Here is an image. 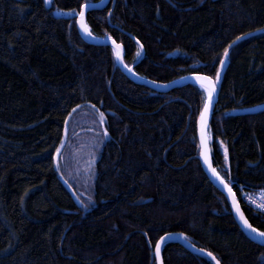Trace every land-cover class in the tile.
<instances>
[{"label": "trees", "instance_id": "16d2710c", "mask_svg": "<svg viewBox=\"0 0 264 264\" xmlns=\"http://www.w3.org/2000/svg\"><path fill=\"white\" fill-rule=\"evenodd\" d=\"M99 2L0 0V264H155L145 238L171 233L220 264H264L201 169L205 92L156 93L122 74L111 48L86 44L75 16ZM85 24L141 79L214 80V170L234 191L264 189V0H110ZM239 205L264 233V217ZM161 258L211 264L173 243Z\"/></svg>", "mask_w": 264, "mask_h": 264}, {"label": "water", "instance_id": "95a60500", "mask_svg": "<svg viewBox=\"0 0 264 264\" xmlns=\"http://www.w3.org/2000/svg\"><path fill=\"white\" fill-rule=\"evenodd\" d=\"M110 0H101V2L97 4L92 5H84L79 14L75 16V25L76 29L81 37V39L88 45H94V46H107L116 51L115 59H116V66L117 68L132 82L145 86L146 88L156 92V93H167L171 89L175 87L185 86V85H196L199 86L201 89H206L209 92V100L206 103L203 113L199 119L198 122V128H197V142H198V148H199V154H198V160L201 166L202 171L206 175V177L209 179L211 184L214 186V188L220 192L226 199L227 204L229 206L231 215L240 229V231L244 234V236L252 241L253 243H256L257 245H260L264 247V240L262 239L261 232L255 231L251 225L246 220L243 211L237 202L236 198L233 196L230 187L227 186L216 174L214 167L212 165V160L209 152V124L210 119L214 110V106L216 104L217 100V91L215 87V82L211 80L208 77L202 76V75H191L186 78L180 79L173 83L168 84H160V83H154L146 79H141L137 77L133 71V67L127 68L124 65V53L123 48L121 45L116 44L113 40L106 38V39H98L93 37L88 30H84L83 25H85V16L86 13L91 9H99L104 6H106L109 3ZM262 31L255 32L252 34H248L244 37H242L240 40L246 39L250 36H253L255 34L261 33ZM259 111H264V107L259 108ZM69 117L66 119L64 123V129L62 132V142L61 146L57 152V154L54 157V165L56 167V162L60 157V154L65 146V139H66V127L68 124ZM61 185L65 189V191L69 194L72 201L77 205V207L80 206V201L78 200L76 194L74 191L69 187V185L63 181L62 179H59ZM263 234V233H262ZM146 243L148 246V249L151 252V255L153 257L155 264H163L162 258H161V250L165 244L173 243L181 246L183 249H185L187 252L191 254L198 255L200 257H204L208 259L212 264H220L213 255L210 253L197 249L189 242L185 240V238L177 233H171L166 234L162 236L154 245V247H151L148 239L146 238Z\"/></svg>", "mask_w": 264, "mask_h": 264}, {"label": "bare ground", "instance_id": "6f19581e", "mask_svg": "<svg viewBox=\"0 0 264 264\" xmlns=\"http://www.w3.org/2000/svg\"><path fill=\"white\" fill-rule=\"evenodd\" d=\"M86 5H92V4H86ZM83 7V6H82ZM81 7V8H82ZM81 10V9H80ZM92 10H94V9H91V10H89L88 12H90V11H92ZM80 12V11H79ZM87 12V13H88ZM87 13H86V15H87ZM86 17V16H85ZM76 26V25H75ZM83 28H84V30L86 31V30H88L89 31V29H88V27L86 26V24L85 25H83ZM99 39V38H98ZM101 40V39H100ZM104 47H107V46H104ZM110 48V47H109ZM112 49V48H111ZM112 51L114 52V54H116V51L114 50V49H112ZM116 60V59H115ZM124 65H125V63H124ZM126 66V65H125ZM127 67V66H126ZM128 68V67H127ZM121 72V71H120ZM122 73V72H121ZM123 74V73H122ZM137 76V75H136ZM191 76V75H190ZM203 76V75H202ZM186 77H188V76H186ZM186 77H184V78H186ZM206 77V76H205ZM209 78V77H208ZM183 79V78H182ZM212 80V79H211ZM214 81V80H213ZM176 82V81H175ZM215 82V81H214ZM155 83V82H154ZM173 83V82H172ZM136 84V83H135ZM139 85V84H138ZM142 86V85H141ZM194 86H196V85H194ZM217 86V84H216V82H215V87ZM196 87H198L199 89H201L199 86H196ZM174 90V89H173ZM201 90H203L204 92H205V94H206V97H207V99H206V103L208 102V100H209V92H208V90H206V89H201ZM217 91V90H216ZM165 94V93H164ZM206 103H205V105H206ZM205 105H204V107H205ZM204 107H203V109H202V112H201V115H202V113H203V110H204ZM264 107V106H263ZM261 108V107H260ZM256 111H259V108L258 109H256ZM75 112V110L74 111H72V113L71 114H73ZM201 115H200V117H201ZM68 118V117H67ZM200 119V118H199ZM69 121V120H68ZM199 122V121H198ZM68 125V124H67ZM198 125V124H197ZM64 129V128H63ZM66 129H67V127H66ZM209 135H210V130H209ZM66 140V139H65ZM61 142H62V139H61ZM66 143V142H65ZM197 144H198V142H197ZM61 146V145H60ZM65 147V146H64ZM60 148V147H59ZM209 148H210V138H209ZM199 149V148H198ZM59 150V149H58ZM63 150H64V148H63ZM62 150V151H63ZM209 152H210V150H209ZM62 153V152H61ZM57 154V153H56ZM55 154V155H56ZM61 155V154H60ZM55 157V156H54ZM58 161V160H57ZM56 164H57V162H56ZM230 187V186H229ZM72 189V188H71ZM230 190H231V192H232V194H233V196L235 197V198H238V197H242V196H249V195H256V196H260L262 193H264V189H260V190H246L244 187H242V186H239L238 188H237V191L235 190H233V189H231V187H230ZM75 193V192H74ZM79 200V199H78ZM262 200H264V199H260V200H257V201H255V200H250L251 202H249L248 204H247V207H249L250 209H252L254 212H256V213H258L259 215H262L263 216V214L261 213V211H260V207H261V202L260 201H262ZM76 205V204H75ZM81 205V204H80ZM77 206V205H76ZM80 207V206H79ZM264 217V216H263ZM253 228V227H252ZM254 229V228H253ZM255 231H257L256 229H254ZM259 232V231H258ZM261 237H262V239L264 240V234H262L261 233V235H260ZM146 239V238H145ZM190 244V243H189ZM193 246V245H192ZM152 247V246H151ZM196 248V247H195ZM264 248V247H263ZM198 249V248H197ZM193 255H195V254H193ZM198 256V255H197ZM204 258V257H203ZM206 259V258H205ZM208 260V259H207ZM163 261V260H162ZM209 261V260H208ZM210 262V261H209ZM212 264V263H211Z\"/></svg>", "mask_w": 264, "mask_h": 264}, {"label": "built area", "instance_id": "2783aa9c", "mask_svg": "<svg viewBox=\"0 0 264 264\" xmlns=\"http://www.w3.org/2000/svg\"><path fill=\"white\" fill-rule=\"evenodd\" d=\"M238 199L242 202H244L245 204H248L249 202H251L250 200H260V199H264V193H262L260 196H256V195H249V196H242V197H238ZM261 202V207H260V211L264 216V200L260 201Z\"/></svg>", "mask_w": 264, "mask_h": 264}, {"label": "rangeland", "instance_id": "374dc122", "mask_svg": "<svg viewBox=\"0 0 264 264\" xmlns=\"http://www.w3.org/2000/svg\"><path fill=\"white\" fill-rule=\"evenodd\" d=\"M46 2L47 3H50L51 2V0H46ZM55 16H63V15H68L69 14V12H62V11H55ZM87 172H88V170H87Z\"/></svg>", "mask_w": 264, "mask_h": 264}]
</instances>
